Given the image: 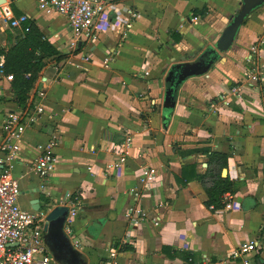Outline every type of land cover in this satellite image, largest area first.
<instances>
[{"label":"crops","instance_id":"crops-1","mask_svg":"<svg viewBox=\"0 0 264 264\" xmlns=\"http://www.w3.org/2000/svg\"><path fill=\"white\" fill-rule=\"evenodd\" d=\"M113 1L136 12L133 25L126 37L123 28L108 25L95 44L78 47L91 56L86 62L70 56L74 35L64 16L41 11L38 0H7L15 16L28 14L46 40L69 54L62 68L43 69L30 94L33 108L45 111L26 132L14 168L22 183L21 205L30 208L33 198L46 203L47 196L52 208L68 206V194H77L80 212L64 227L79 254L71 264H109L112 248L117 264H244L245 258L257 264L264 259V78L249 88L245 76L251 67L264 66V3L245 18L231 47L220 51L222 31L242 0ZM204 6L205 15L192 16ZM23 34L24 28L13 27L0 11V49H9ZM254 45L259 53L251 50ZM207 51L218 56L212 66L180 81L176 106L166 109V79L174 66L196 62ZM107 52L115 56L106 67ZM94 56L100 66L93 64ZM0 61H5L1 54ZM11 80L0 75V131L7 114L20 108ZM238 86L243 97L226 105L221 96L231 97ZM51 126L59 132L57 168L42 179L29 166ZM129 135L134 144L127 166L120 173L103 172L116 158L114 146ZM206 150L228 154L222 174L235 184L232 209L208 207L202 182L182 178L186 165L206 171ZM143 165L155 167L157 175L136 199L131 189L139 187ZM134 205L146 212L138 226L129 212ZM253 238L261 249L232 257Z\"/></svg>","mask_w":264,"mask_h":264},{"label":"built area","instance_id":"built-area-1","mask_svg":"<svg viewBox=\"0 0 264 264\" xmlns=\"http://www.w3.org/2000/svg\"><path fill=\"white\" fill-rule=\"evenodd\" d=\"M38 7L43 12L48 14L55 12L67 19L74 35L72 41L74 48L95 44L98 40V32L104 31L108 25L123 28L122 35L126 37V30L131 28L133 17L137 15L129 5L116 4L113 0H38ZM0 8L3 16L11 21L13 27L24 28L25 32L30 30V25L25 27L30 18L28 14L15 16L7 4ZM110 12L114 14H109ZM258 48L257 45H254L251 50L259 53ZM113 53L107 52L104 56L103 63L106 67L114 59ZM84 58L90 60L91 57L84 55ZM0 75H4V62L2 61H0ZM245 77L247 87L255 88L258 82L264 78V66L251 67ZM232 94L231 97H226L225 94L221 96L226 105L231 103V98L238 100L243 97V86L234 88ZM38 95L45 97V92L40 90ZM44 111L45 109L41 105L28 109L20 107L7 114L0 131V264H60L54 258L44 239L45 215L31 207L25 208L21 205L22 183L20 178L14 174L25 134L30 127L35 126L41 120ZM47 128H50L48 140L38 144L41 152L29 166L42 179L49 178L53 174L58 162L55 148L59 144V132L53 126ZM133 144L134 138L130 135L117 143L114 146L116 158L106 164L103 172L120 173L127 166ZM88 169L92 170L93 168L89 166ZM156 175V168L153 166L143 165L139 168L137 178L139 187L131 189L136 199L140 197L142 189L152 186ZM44 186L45 184L41 187ZM67 199L70 200L68 204L70 212L66 223L70 224L80 212V205L78 196L74 199L72 194H68ZM235 200L233 192H225L222 196L223 208L232 209ZM210 207L215 209L214 205ZM129 212L131 215H136L134 226H138L146 217V212L140 206H130ZM154 222L159 225L160 217L154 219ZM262 246L259 240L250 239L234 250L232 257L246 256L261 249ZM116 256L117 252L112 248L110 251L112 260L109 264H117ZM243 263L252 264L249 258H245ZM257 264H264V259Z\"/></svg>","mask_w":264,"mask_h":264},{"label":"trees","instance_id":"trees-1","mask_svg":"<svg viewBox=\"0 0 264 264\" xmlns=\"http://www.w3.org/2000/svg\"><path fill=\"white\" fill-rule=\"evenodd\" d=\"M207 10L208 8L204 6L202 9H193L191 14L192 16L205 15ZM27 25H30V30L20 36L14 45L7 50L0 49V54L5 59L4 74L12 76L11 88L14 101L24 109L34 107L32 102H29L30 94L36 88L43 69L49 64L61 67L69 57V54L59 51L45 39L44 34L34 21H28L25 27ZM178 41H180L179 36H177ZM203 56L205 67H211L218 57L214 51H207ZM173 71L171 74L172 81H174V86L178 88L181 83L176 70ZM206 152L209 154L206 171L198 173L196 164L186 165L183 167L182 178L185 182L191 179L201 181L208 194L206 205L208 207L214 205L215 209H220L223 207V194L227 191L234 192L236 190L234 182L222 174L223 169L227 167L228 154L210 150H206ZM72 197L75 199L77 194H72ZM44 200L50 202L51 199L45 196Z\"/></svg>","mask_w":264,"mask_h":264},{"label":"water","instance_id":"water-1","mask_svg":"<svg viewBox=\"0 0 264 264\" xmlns=\"http://www.w3.org/2000/svg\"><path fill=\"white\" fill-rule=\"evenodd\" d=\"M264 3V0H242V6L237 8V14L232 17V21L222 31V35L217 43V47L220 51L228 50L238 29L243 24L245 18L250 12L257 6ZM7 4V0H0V6ZM203 55L196 62H186L177 64L170 72L167 82H170V86L166 92V98L164 107L166 109H173L176 106L175 93L177 87L174 86L171 74L176 70L179 82L185 79L189 75L204 72L208 69L203 65ZM30 207L35 211H40L45 215L46 224L44 227V239L50 251L53 252L54 258L65 264H71L75 257V254L79 255L78 252L72 250V244L70 242L69 235L64 231V227L69 216V206L57 205L52 208L51 204L46 202L41 204L39 198H33L30 200ZM86 264V262H84Z\"/></svg>","mask_w":264,"mask_h":264},{"label":"rangeland","instance_id":"rangeland-1","mask_svg":"<svg viewBox=\"0 0 264 264\" xmlns=\"http://www.w3.org/2000/svg\"><path fill=\"white\" fill-rule=\"evenodd\" d=\"M233 2V4L236 2V1H232ZM1 9V8H0ZM217 12V10H213V14H217L216 13ZM73 50V52H70V56H72V57H75L76 59H78L79 58V56H80V60H83V61H86V62H90L89 60H85V58H84V56L82 55V54H80V53H82V52H84V47L83 48H74V49H72ZM80 54V55H79ZM84 54V53H83ZM90 54H92V53H90ZM85 55V54H84ZM89 57H91L90 55H89ZM94 58V62H93V64L94 65H97V66H100V64H101V59L100 58H98V57H93ZM110 65V64H109ZM61 68H62V66H61ZM40 79V78H39ZM39 81V80H38ZM46 202V201H45ZM49 203V202H48Z\"/></svg>","mask_w":264,"mask_h":264}]
</instances>
